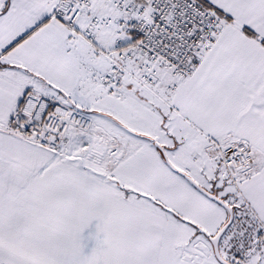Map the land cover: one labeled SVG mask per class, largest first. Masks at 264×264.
I'll list each match as a JSON object with an SVG mask.
<instances>
[{
  "label": "snow or ice",
  "instance_id": "6c2138e0",
  "mask_svg": "<svg viewBox=\"0 0 264 264\" xmlns=\"http://www.w3.org/2000/svg\"><path fill=\"white\" fill-rule=\"evenodd\" d=\"M0 264H264V0H0Z\"/></svg>",
  "mask_w": 264,
  "mask_h": 264
},
{
  "label": "crops",
  "instance_id": "0c3cea01",
  "mask_svg": "<svg viewBox=\"0 0 264 264\" xmlns=\"http://www.w3.org/2000/svg\"><path fill=\"white\" fill-rule=\"evenodd\" d=\"M90 232H94V225L84 233L85 237H87ZM88 246L91 247V241L88 242Z\"/></svg>",
  "mask_w": 264,
  "mask_h": 264
}]
</instances>
